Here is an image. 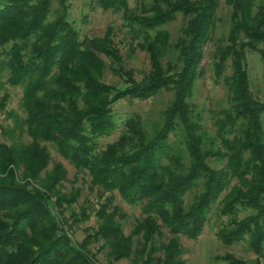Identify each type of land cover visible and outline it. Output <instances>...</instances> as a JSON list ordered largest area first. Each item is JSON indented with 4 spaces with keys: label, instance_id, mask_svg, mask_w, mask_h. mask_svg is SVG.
<instances>
[{
    "label": "trees",
    "instance_id": "16d2710c",
    "mask_svg": "<svg viewBox=\"0 0 264 264\" xmlns=\"http://www.w3.org/2000/svg\"><path fill=\"white\" fill-rule=\"evenodd\" d=\"M54 1L60 10L49 19ZM95 1L104 11H131L129 0ZM223 1L231 7L230 27L216 45L213 66L218 82L228 86L230 106L218 114L211 136L193 118L187 99ZM67 6L66 0H0V91L7 84L23 90L20 109L4 113L12 123L5 125L0 113V264H100L90 247L95 242H102L114 261L183 264L180 237L198 238L217 203L219 215L229 216L218 233L224 243L247 240L264 259V99L253 93L246 63L248 52L257 51L264 65V0H141L140 13L126 18L135 49L151 62L141 79L124 66L110 31L82 39ZM179 16L183 25L174 47L181 65L170 67V61L166 69L171 35L160 27ZM109 72L123 85L109 83ZM161 89L175 94L173 115L162 129L148 139L135 116L118 139L101 148L98 138L114 126L116 101L147 99ZM8 99V92L0 95V111ZM179 127L188 164L182 161L185 150L167 143ZM52 149L98 190V224L81 243L62 222L81 188L63 189L68 169L54 160ZM215 157L226 160L225 166H211ZM116 193L142 206L130 234L125 214L114 204ZM82 215L89 217L85 210ZM222 259L250 264L231 253Z\"/></svg>",
    "mask_w": 264,
    "mask_h": 264
},
{
    "label": "rangeland",
    "instance_id": "374dc122",
    "mask_svg": "<svg viewBox=\"0 0 264 264\" xmlns=\"http://www.w3.org/2000/svg\"><path fill=\"white\" fill-rule=\"evenodd\" d=\"M68 8V19L73 23L77 29L80 37H95L104 36L107 32H111V36L115 42L116 47L120 50L125 58L124 66L128 69L135 71L138 79L143 78L145 73L151 69V62L148 54L140 48L134 47L132 39L129 34V24L127 17L140 13L141 7L137 6L141 0H129V7L131 11H104L95 0H66ZM149 4L151 0H145ZM60 10L59 3L53 2L52 11L49 19L55 18ZM230 13L231 7L223 1L218 11L217 28L214 39L210 41L204 49V56L200 62L201 74L198 76L191 95L188 97V102L191 107L193 118L198 120L205 126L207 132L212 136L217 131L215 120L222 109L229 108V89L223 82H218L214 71V52L216 45L220 40H224L230 27ZM183 25V17L179 16L175 21L160 27V29H167L171 35V47L168 49L166 56L163 58V66L169 69L174 64L181 65L178 60L179 52L175 50L174 43L178 36L181 34V27ZM103 58L110 63L109 59L105 56ZM171 61L169 67L168 62ZM247 68L249 71V78L251 82V89L255 96L264 99V65L259 52L249 51L247 54ZM174 71V70H173ZM230 73V70H228ZM106 80L109 83H120L123 81L118 76H113L109 72ZM8 92L9 99L5 110L0 111L2 122L6 125L12 123V119L7 120L4 113L12 108L20 109L19 104L22 99L23 90L20 87H14L7 84L4 90L0 91L2 96ZM174 90L161 89L154 96L147 99H120L113 105V121L114 126L107 135L99 137L101 148H105L107 143L113 142L126 129V122L135 116L140 117V128L145 130L147 138H152L164 126L166 117L173 115L171 107L174 100ZM264 127V114L262 116ZM27 137V136H26ZM3 139V137H2ZM167 143L172 147L185 150L182 151V161L184 164L189 163V154L185 144V135L181 127L172 131L169 135ZM52 156L54 160H59L64 163L68 169V180L63 181V189L67 192L73 188H81V194L72 206L64 211V222L67 231L69 232L72 240L76 243H81L85 237L93 233L94 228L97 227L98 219L94 213L95 207L99 202L98 190H91L90 177L84 174L83 171H78L74 165L61 157L54 149H52ZM209 163L213 167H223L226 160L222 158H211ZM52 164L50 165V168ZM236 180L233 181V184ZM117 197L114 204L118 205L121 212L125 214V219L122 220L126 234H130L137 219L142 217L141 205H130L125 202L121 196L116 193ZM194 196L189 194L187 196L190 202ZM220 204L214 205L209 220L205 225L202 234L195 239L181 236V245L183 248V264H228L227 261L222 259V256L231 253L236 256L245 258L250 264H263L264 259L258 257L248 247V241L242 240L232 245H227L219 236V231L227 224L229 216L219 215ZM83 210L89 213V217L83 214ZM111 210V209H110ZM81 214L80 220H74L75 215ZM242 212L240 216H244ZM67 218V219H65ZM165 231V240L170 236L168 231ZM91 250L96 253V258L100 264H133L129 258H123L114 261L108 258L106 249L103 248L102 242H95L91 244Z\"/></svg>",
    "mask_w": 264,
    "mask_h": 264
}]
</instances>
